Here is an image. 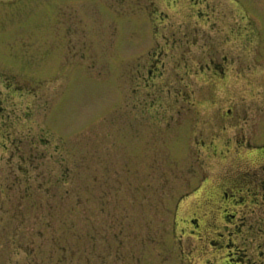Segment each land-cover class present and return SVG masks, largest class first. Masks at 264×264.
Wrapping results in <instances>:
<instances>
[{"label": "rangeland", "instance_id": "rangeland-1", "mask_svg": "<svg viewBox=\"0 0 264 264\" xmlns=\"http://www.w3.org/2000/svg\"><path fill=\"white\" fill-rule=\"evenodd\" d=\"M258 144L264 0H0V264H202L176 220Z\"/></svg>", "mask_w": 264, "mask_h": 264}, {"label": "flooded vegetation", "instance_id": "flooded-vegetation-1", "mask_svg": "<svg viewBox=\"0 0 264 264\" xmlns=\"http://www.w3.org/2000/svg\"><path fill=\"white\" fill-rule=\"evenodd\" d=\"M162 53L164 52L152 50L149 57L153 59H150L151 67L148 73L153 74L155 71H160L166 62H173V55H169L167 51L165 56ZM181 57L183 59L184 54L181 53ZM181 57L177 56L179 58L177 67H180L182 63ZM225 58L227 57L225 56ZM183 63V67H186L185 61ZM211 63H215L214 58L206 63L205 68L212 70L213 77L219 73H225V69L220 71L217 65H211ZM235 125V127L243 129L242 131L247 135L243 125L237 123ZM239 144L242 145L241 142ZM263 149L264 144L252 147L251 150L260 153L263 159L247 163L251 166L249 170L245 171V175L239 178L236 175L220 177V181L213 186L212 190L205 189L207 176H202L200 185L191 195L205 192V196H201V193L198 196L195 194L194 198L201 197L189 203L186 201V198L190 196L188 194L181 198L177 204L176 216L178 217L180 215L179 208L182 207L181 202L186 201L183 209V212H186L185 215L182 212L179 220H176L175 228L181 234L179 240L182 235L187 234L195 238L199 245L196 250L199 259L203 261L202 264H254L252 260L255 250L262 249V246L254 242L251 235H254L258 208L262 207L261 201H264ZM251 154L253 155V153ZM260 172L263 173V177ZM189 206L196 208L192 215L186 211L190 208ZM211 235L212 237H210ZM193 253L195 252L193 251ZM259 256L261 257V253L257 257L260 258Z\"/></svg>", "mask_w": 264, "mask_h": 264}]
</instances>
